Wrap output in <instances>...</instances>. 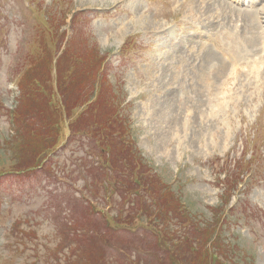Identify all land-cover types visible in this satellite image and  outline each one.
Wrapping results in <instances>:
<instances>
[{"label":"rangeland","instance_id":"374dc122","mask_svg":"<svg viewBox=\"0 0 264 264\" xmlns=\"http://www.w3.org/2000/svg\"><path fill=\"white\" fill-rule=\"evenodd\" d=\"M258 1L262 3L257 7L264 8V0ZM224 2L0 0V264L73 262L75 246L68 245L73 236L67 234V229L72 226L89 227L85 239L92 235L95 238L90 242V250L94 248L96 255L88 257L89 250L83 251L86 264L90 259L95 264H132V261L172 264L155 244L158 236L163 233L166 236L165 230L169 227L179 230L174 220L163 219L161 212L157 214L164 207L166 193L183 208V212H176L178 215L211 223L217 231H223L236 256L241 258V264H246L247 254L255 259V264H264V57L261 58L264 37L258 39L250 51L242 53L240 48V43L254 37L252 32L242 34V26L248 29V25L253 24L256 30L263 31L264 15L259 14L260 22L254 12L255 19L247 15L250 7L239 5L237 1ZM41 5L52 12L54 26L64 22V14L70 23L71 12H83L78 16L79 25L72 23L69 33L68 25H62L46 39L58 42L66 31L68 42H64L71 45L70 51L90 58L77 68L73 54H69L67 59L59 60V66L66 77L64 86L74 89L72 98L90 93L92 99L68 116L59 144L49 152L45 150L47 153L39 168L16 172L19 165L15 162L14 150L7 148V141L21 133L27 134L29 127L39 120V114L32 111L36 102L58 100L59 94L53 83L40 81L38 84L47 90L40 92L43 97L39 96L36 77L43 75V67L38 65L40 59L33 60L36 69L25 74V82L20 83L19 88L15 84L21 66L30 63L28 52H36L33 40L39 37L45 15L40 13ZM53 5L62 9L61 16L56 14V8L52 9ZM191 19L194 26L201 27L195 30L206 29L207 35L216 39L220 44L216 46L223 45L229 50L234 47L232 53L229 52L242 57L235 64L229 61L224 71L213 77L215 84H209L207 76L192 79L200 70L209 69L208 58L202 61L200 55L203 52L197 47L192 46L189 51L190 45H187L183 49L182 41L170 55L173 62L166 60L167 53L173 50L171 47L180 41V23L187 29L183 31L184 37L190 39L191 33L197 40L196 31L190 30L188 25ZM54 55L52 50L51 56ZM107 58L106 82L102 91L98 88L93 92L91 89L96 81H103V64ZM179 58L185 67L178 65ZM220 58L224 65V59ZM238 64L247 72L238 73L239 81L228 80L233 67ZM177 66H182L188 73L179 78L180 82L174 78ZM190 78L198 83L202 81V89L192 87ZM180 83L184 86L180 87ZM212 86V91L204 89ZM216 92L219 100H215ZM223 95L224 98H220ZM97 98L105 101L114 98L118 103L132 101L117 118H121L120 121L126 118L129 132L125 139L135 138L134 142L142 152L141 158L151 164L152 171L157 170L153 174L156 173L163 187L162 191L154 188L155 192L161 191L160 195L156 193L159 203L155 204V200L149 198L141 216L132 202H124L125 196L112 189L105 191V187L115 185L118 190L125 185L127 195L132 186L131 178L123 183L124 179L116 173L118 169L107 157L111 148L103 145L100 139L105 129L77 138L71 135V123ZM9 109L16 111V119H20L17 121L19 133L16 124V128H11L6 113ZM47 114V118L40 119L50 122L51 114ZM200 123L208 126L202 129ZM207 137L221 138L222 143L216 145L213 141L211 144L205 140ZM118 147L121 148L122 143ZM115 162L120 164V160L115 159ZM228 178H232L230 186L225 185ZM87 180L94 186L99 181L98 191L97 186L93 187L96 196L84 192L93 204L96 203L93 206L103 208L118 231L107 228L106 218L97 209H92L83 197ZM153 184L152 177L144 179L143 193L147 197ZM223 193L230 198L227 204L226 199H220ZM133 195L136 200L137 194L134 192ZM167 205L173 208L171 202ZM215 214L222 215L221 222L213 221ZM118 215L127 222L123 227L131 229L116 225ZM169 221L172 222L170 226ZM197 233L201 234V230ZM112 240L117 245L114 249L108 247ZM183 258L184 262L187 258L194 262L198 257L194 258L192 251ZM233 258L219 260L234 264ZM175 261L180 263L176 257Z\"/></svg>","mask_w":264,"mask_h":264},{"label":"trees","instance_id":"16d2710c","mask_svg":"<svg viewBox=\"0 0 264 264\" xmlns=\"http://www.w3.org/2000/svg\"><path fill=\"white\" fill-rule=\"evenodd\" d=\"M70 47H68L69 52ZM68 49L64 51L63 55L60 58L57 55V59H59L57 63V74L55 76L53 74L51 64V62H53V57L51 56V52L47 48L37 54V56L34 58L40 59V63L38 65L43 67V75L36 77L37 84L40 81H44L46 83H53L59 94L57 95L58 100H53L54 98H52V100L50 101L51 104L48 101L36 102L32 106V111L37 112L39 114V120L35 121L29 127V132L27 134L21 133L19 136L12 140L14 142L10 140L11 138L9 139V141H7L9 142L7 144V148L14 150V159L15 162H17L19 165L15 170L16 172H21L25 170L29 171L30 168H39L41 165V161L45 158L47 151L49 152L50 150L57 147V145L59 144L64 129L63 125L65 120L68 119V116L72 114V111H74L75 108L83 107L86 102H89L92 99L90 93H87L83 97L81 95H78L76 98H72L74 89H72V86H64V84L66 83V77L64 74V70L61 69L59 66V60L63 57L67 59L68 56H70L67 52ZM71 54H73L74 56L77 68L80 67V64L82 62L84 63L85 61H90V58L84 57L81 53L77 51H73ZM33 60L32 66L27 71L26 75H29L30 70L36 69V66L33 65ZM25 80L26 79L23 78L21 84H23ZM97 82L98 80L96 81L94 87L91 89L93 92L97 91ZM105 82L106 78L103 79L102 85ZM36 88L37 92L39 93V96L43 97L44 95H41L40 92H44L47 90L45 86L38 84L36 85ZM93 103L94 104H92L88 110L83 111L79 115V118H77L71 123V135L74 136L73 138H77L83 134L91 135L93 133H96V131L98 133L100 128H104L105 131L100 134L101 143L105 146H110L112 150V159L120 160L122 157L127 159L126 164H128V173L126 176L127 179L124 182L129 181V178H131L130 185L132 186L127 192V195L125 194V191H127L128 189L125 188V185L120 186L118 190L117 188H115L114 191L118 192V194H122L123 196H125V203H128L129 201L132 202L135 205L134 208H136L137 212L138 206L143 205V203L141 204L140 201H145L146 198L148 201L147 194L140 192L143 189L145 190L146 188L144 185V179L152 177L154 184L151 187L150 196H152L153 199L157 203H159L158 200L160 198H156V193L160 195L163 187L160 185V180L155 175L156 173L153 174V172L150 171L149 167L144 162V159L141 158L142 156L140 154V151L133 146L134 143H130V147L125 144L123 145V143L121 148L118 147L120 129L122 131L125 130V120L120 121L121 118H117L118 116L116 115L118 111V104L114 101V98H110L109 101H105L103 98H97L96 101ZM48 112H50L51 114V118H49L50 122H46L43 120L48 117ZM18 120L20 119L17 118V121ZM117 129H119V133L117 134V137H115L114 132ZM46 149L48 150L45 151ZM23 166L24 168H22ZM154 188H156V190L160 188L161 191L158 190L157 192H155ZM134 192H136L137 194L136 200H133L132 198V194ZM165 196L166 200H162L164 202V207H161L162 210L159 211L161 212V217H163V219L165 220L169 218L170 221L177 219L178 223L184 224V226L181 229L180 225H178L179 230L172 227L166 229V239L164 237L162 239V242L156 241L155 244L157 246L162 243L167 248L168 252H170L174 257L179 260V264H226L220 261L219 259L223 258L225 261H228L233 257H237L236 252L232 250L231 245L223 235V231H217L216 227L213 224L208 223L205 227H203L204 229L200 228L201 226L198 224H196L195 226L192 225V227H189V229H187L188 227L185 224L186 222L188 223V220L183 218L184 216H180L178 215V213H176L179 212L180 209L178 204L175 203L177 202V200L174 197L171 198L169 193H166ZM167 202L172 203V209L170 208V206L167 205ZM162 212H164V215ZM218 215L219 214H217V216L213 220L215 223L221 222V217ZM170 221L168 222V226L172 225V222ZM126 223L127 222L122 217H119V215L117 216L116 225L119 228H128L129 226L123 227V224ZM130 223L132 225V219ZM189 225L191 224L189 223L188 226ZM106 226L107 228L114 231L119 230L117 229V227L114 226L112 221H110L108 225L106 224ZM129 229L131 228H128L127 230ZM198 229L201 230V234H203V236L199 237V235L201 234L197 233ZM67 230H69L67 231V234H72L73 236L68 245L75 246L74 252L72 253V255H75V258L74 261L69 264H86L85 261L87 260V258L83 259L84 250H89L88 255H86L88 257H93L94 255H96L94 248L93 250H90V242L91 240H95L94 236L92 235L90 238L85 239L89 231H87L84 226H74L72 229ZM82 233L83 236L80 237V234ZM168 241L172 243H169ZM115 245L116 244L114 240H112V242H109L108 247L110 249H114ZM192 251H194V258L198 257L196 258L197 261L190 262L191 259L187 258V260H185L184 262L183 255ZM233 252L235 253V255L233 254ZM165 255L167 256V254ZM102 257L105 258V256ZM233 260H235L234 264H241V258H239V256L237 257V259L233 258ZM245 260L246 264H255L254 258L249 255L245 256ZM95 263L96 262L94 260H89V264ZM138 263L139 261H132V264Z\"/></svg>","mask_w":264,"mask_h":264},{"label":"bare ground","instance_id":"6f19581e","mask_svg":"<svg viewBox=\"0 0 264 264\" xmlns=\"http://www.w3.org/2000/svg\"><path fill=\"white\" fill-rule=\"evenodd\" d=\"M216 1H220V2L223 1L224 2V0H216ZM204 2L206 3V0H204ZM256 2H257V0H250V3H246V4L249 5V6H253L255 8V12L257 13L258 7H256V5H255ZM192 5L194 7H196L194 4H192ZM224 6H226L225 5V2H224ZM262 9L264 10V8H262ZM252 11L253 10L250 9L249 12H247V15L252 16V14H253ZM260 13H263L264 14V12H260ZM257 18L260 19L259 14H257ZM190 30H191V28H190ZM204 32L207 33L206 29L204 30ZM241 32H242V34L247 33V32H252L254 34V37H253L252 40H246V41H243L242 43H240V48H242V53H244L247 50L250 51L251 48L255 45L256 41L258 39H260L261 37H264V34H261V31L256 30L255 27L253 26V24L248 25V29L245 26H242ZM179 38H180L179 43L168 54L169 57L167 56V58L170 59L171 62H173V60L171 59L170 55L176 50L177 46L179 44H181L182 41L184 42L183 43V49L187 45H190V47L188 46V50L189 51L191 50L192 46L197 47L199 50H201L203 52V54L200 55L201 56L200 59L203 61V60H206L208 58V60H207L206 63L208 64L209 69L204 68V69L200 70L195 76H192V79H195L196 77L197 78L198 77H201L202 78L203 76H207L208 83L209 84H215V81L216 80H213V77L219 76L222 73V70L224 71L225 66L228 65V62H229V61H227V58L225 57V55H222L223 56V59H224V62H225V64L223 65V63L220 61L221 60L220 56L213 50L212 45H215L216 46V45H220V44L216 41V39L211 34H208L205 37H201L200 40L198 39V41L194 39V37L191 35V33H190V36H189L190 39L185 38L184 35L181 36V37H179ZM182 38H185L186 40L184 41V40H182ZM262 42L263 41H261V44H262ZM221 46L222 47H219V46H216V47L218 49H220L224 54L228 55L229 57L234 55V54L233 55L231 54L232 51H233V49H234V47H231V50H229V49L226 48V46H223V45H221ZM213 51H214V53H212ZM250 57H252V56H250ZM235 58H236V61H240V59L242 57L240 58V56H235ZM242 61H245V60H242ZM215 64H217L218 67ZM178 65H182V66L185 67V63L183 61H181L180 58L178 59ZM182 66H177V70H176L177 75L174 76V78H176V81L177 82H180L179 78H183V76L188 75V73L186 72V70ZM243 72L245 73V72H247V70H243L242 69L240 73H243ZM174 74H176V73H174ZM238 77L239 76L234 77L232 80H234V81L235 80H238L239 81V79H237ZM192 79L190 78L191 86L192 87H198V89H196V90H201L202 89L201 87H202V83L203 82L200 81L198 83V82H196V81H194ZM179 85H180V87H183L184 86L183 83H180ZM204 89H207V90L209 89L208 90V92H209V91H212L213 90V86L212 87H208V88L207 87H204ZM200 125H201L202 129H204V126L207 125V124L200 123ZM199 138H200V136H199ZM205 140L206 141H209L211 144H214L213 141H216V145H219V144L222 143V139L221 138H208L207 137Z\"/></svg>","mask_w":264,"mask_h":264}]
</instances>
